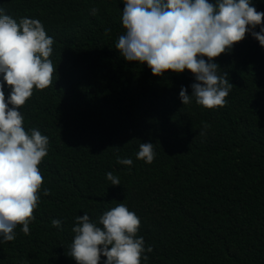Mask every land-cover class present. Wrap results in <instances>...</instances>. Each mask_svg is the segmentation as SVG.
I'll return each instance as SVG.
<instances>
[{"label":"trees","instance_id":"16d2710c","mask_svg":"<svg viewBox=\"0 0 264 264\" xmlns=\"http://www.w3.org/2000/svg\"><path fill=\"white\" fill-rule=\"evenodd\" d=\"M122 1L0 0L5 14L37 18L55 36L49 59L56 66L45 91L34 87L19 106L25 130L48 136V151L38 164L29 231L17 224L11 241L0 239V264H77L75 217L86 212L98 222L117 203L140 219L136 235L147 257L140 264H264V47L245 33L212 58L231 84L223 106L183 104L184 78H152L140 62L126 65L113 53ZM250 3L264 12V0ZM76 14L97 37L83 24L65 30ZM80 34L89 41L85 59L58 71L65 44ZM170 72L194 82L187 69ZM3 90L7 98L9 87ZM141 142L153 143L150 163L136 158ZM109 171L119 184L106 179Z\"/></svg>","mask_w":264,"mask_h":264},{"label":"clouds","instance_id":"9594fccd","mask_svg":"<svg viewBox=\"0 0 264 264\" xmlns=\"http://www.w3.org/2000/svg\"><path fill=\"white\" fill-rule=\"evenodd\" d=\"M91 11L95 14L97 10L87 9L85 14ZM85 14H76L65 30L83 24L95 38L98 32L86 24ZM262 16L264 12L256 10L250 0H123L119 18H115L118 33L112 51L126 65L140 62L141 70L152 78H184L186 85H181L178 93L183 104L194 98L206 108L223 106L231 84L225 74H218V64L212 58L230 51L245 33L264 47ZM52 42L55 44V36L46 34L39 19L17 20L0 9V239L4 241L14 238L17 224L28 233L39 200L42 175L38 164L47 154L49 138L36 128L25 130L19 106L34 87L43 89L52 83L56 69L49 59ZM102 42L101 38L95 49ZM88 43V37L80 34L65 44L58 71L62 64L83 61ZM185 69L193 74L194 82L170 72ZM4 84L9 87L7 98ZM135 155L150 163L155 155L153 143L141 142ZM116 160L132 164L130 157L117 156ZM105 177L111 185L119 184L112 172H106ZM43 191L47 193V189ZM75 221L70 256L77 264H140L141 258L147 259L144 239L136 235L140 219L126 204L108 208L98 222L86 212ZM51 224L59 227L61 221L52 219ZM147 251H151L150 245Z\"/></svg>","mask_w":264,"mask_h":264},{"label":"rangeland","instance_id":"374dc122","mask_svg":"<svg viewBox=\"0 0 264 264\" xmlns=\"http://www.w3.org/2000/svg\"><path fill=\"white\" fill-rule=\"evenodd\" d=\"M37 91H45L44 89H36Z\"/></svg>","mask_w":264,"mask_h":264}]
</instances>
